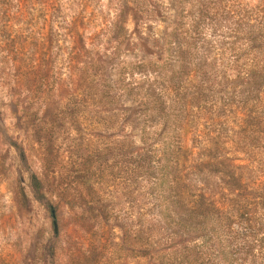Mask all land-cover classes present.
I'll use <instances>...</instances> for the list:
<instances>
[{"label": "rangeland", "instance_id": "374dc122", "mask_svg": "<svg viewBox=\"0 0 264 264\" xmlns=\"http://www.w3.org/2000/svg\"><path fill=\"white\" fill-rule=\"evenodd\" d=\"M239 14L264 31V0H0V264H158L144 253V175L130 173L123 152L130 87L152 83L183 118L186 166L213 129L237 173L264 188L261 142L236 137L248 102L224 81L250 59ZM153 34L171 43L146 71L139 61L156 53L140 43L157 52ZM175 46L186 66L179 94L157 77L173 68ZM101 79L109 103L97 102ZM229 214L225 264H264V205L248 235Z\"/></svg>", "mask_w": 264, "mask_h": 264}, {"label": "trees", "instance_id": "16d2710c", "mask_svg": "<svg viewBox=\"0 0 264 264\" xmlns=\"http://www.w3.org/2000/svg\"><path fill=\"white\" fill-rule=\"evenodd\" d=\"M242 14L236 18V26L246 45L242 51L250 59L235 65L233 78L224 81L228 89L236 88L243 101L248 102L247 112L234 124L238 127L237 142L246 147L261 142L259 148L264 149V31L258 22ZM163 35L150 37L157 52L147 43H140L144 52L156 53L151 60L139 61L144 70L162 66L161 58L171 43L169 34ZM175 47L173 68L168 73L160 69L157 72L160 78L167 75L169 90H174L186 70L183 52ZM101 80L97 102L115 100L114 95H109L108 82ZM174 92L179 94L177 90ZM126 93L130 100L124 108L129 114V140L122 143L123 152L129 157L130 173L144 175L146 194L151 198L143 212L145 255L158 264H225L222 240L225 210L228 208L230 212L227 218L230 222L242 217L243 235L251 233L255 210L264 205L262 182L244 181L237 173L239 165L233 162L235 157L225 154L220 135L213 129L209 130V140L200 147L198 160L186 166V157L191 152L181 146L185 122L176 114L173 104H165L152 83L127 88ZM216 120L211 119L212 124ZM116 145V150L122 147ZM190 172L196 173L195 179L189 178Z\"/></svg>", "mask_w": 264, "mask_h": 264}, {"label": "water", "instance_id": "95a60500", "mask_svg": "<svg viewBox=\"0 0 264 264\" xmlns=\"http://www.w3.org/2000/svg\"><path fill=\"white\" fill-rule=\"evenodd\" d=\"M50 216H51V224H52V233L55 234L57 230V226H56V222H55L54 214L52 210H50Z\"/></svg>", "mask_w": 264, "mask_h": 264}]
</instances>
